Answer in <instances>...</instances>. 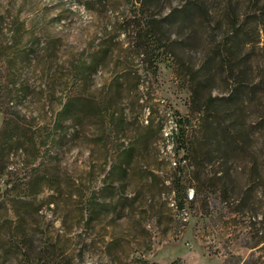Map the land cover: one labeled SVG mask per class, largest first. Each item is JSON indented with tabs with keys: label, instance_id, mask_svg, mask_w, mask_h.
Here are the masks:
<instances>
[{
	"label": "rangeland",
	"instance_id": "1",
	"mask_svg": "<svg viewBox=\"0 0 264 264\" xmlns=\"http://www.w3.org/2000/svg\"><path fill=\"white\" fill-rule=\"evenodd\" d=\"M227 3L206 0L210 14L143 55L122 30L137 24L132 0H0V264H264V69L257 48L213 42ZM111 40L114 55L75 81L83 51L89 65ZM81 85L109 112L56 121ZM178 143L204 146L189 158Z\"/></svg>",
	"mask_w": 264,
	"mask_h": 264
},
{
	"label": "trees",
	"instance_id": "2",
	"mask_svg": "<svg viewBox=\"0 0 264 264\" xmlns=\"http://www.w3.org/2000/svg\"><path fill=\"white\" fill-rule=\"evenodd\" d=\"M134 5L133 11L134 16L136 17L137 24L132 25L131 27H124L123 33L127 36L126 40V49L129 51H134L137 54H143L142 51H139L141 47H148L150 43H153L155 47L158 46V43L162 40V35L164 31L173 30L175 33V37L179 38L180 36L176 33L185 21L194 20L196 17L202 15H208L212 12L210 8L206 5V0H179L175 6L171 7L169 11L163 17H155L151 11H149L148 1H156L160 0H132ZM88 2V1H86ZM247 3L250 5L248 12L251 15V18L245 23L240 22V14L239 10V1L238 0H228L226 4V9L230 10L229 17L232 18L230 21V28L227 29L225 33V38L220 37V40H216V38H212L213 42L217 43V47L221 42L222 47L230 46L232 47H246L247 49L261 51L259 60H261L262 69H264V0H247ZM147 4V7H146ZM247 26V28L255 29V37L253 35L248 34V31L244 34H241L239 30L243 26ZM175 29V31H174ZM196 33L194 28H188L187 34L189 36ZM161 36V37H160ZM106 47H104L99 55L92 56L94 61H90L89 65L86 64V61L89 60L88 53L86 50L83 51L82 55H80L79 59L75 61V65L73 66L72 77L73 79L80 80L81 82L89 76L91 69L94 65L102 64L107 60L108 57H112L114 55V42L111 40ZM160 47L156 49L155 52L158 54ZM153 55L156 58L157 55ZM256 59V58H254ZM156 67L153 66V69ZM223 68V66H222ZM193 69V68H192ZM203 70L202 67H198V71ZM205 78L212 79L214 78V71L212 68L204 69ZM119 77L115 76L108 83L106 87H104V92L109 93L111 87L114 83L118 82ZM84 87L81 85L75 95L66 97L65 100L61 103L59 111L56 113V121H60V119L66 117L65 114L67 112L73 113L71 114L72 118L77 122H80L86 115L87 111H93L96 114L100 112H109L110 106V97H102L100 101H93L90 97H86L82 90ZM198 89V88H197ZM191 92H194V89L191 88ZM234 96V91H231L227 97L221 98L220 100H228ZM217 97H213L209 95L204 101L205 107H210L212 103L216 101ZM204 107V108H205ZM198 110L200 111L201 109ZM231 144V143H225ZM217 149L216 152H219L221 155L220 158L223 160L230 156V153L234 152V150L230 151L225 148V150L221 151V146L224 143H216ZM204 143H178L176 148V153L178 150H183L187 157H193L200 153L201 149H203ZM226 160V159H225ZM186 195V194H185ZM193 195V192H192ZM178 206L181 208L180 200H178Z\"/></svg>",
	"mask_w": 264,
	"mask_h": 264
},
{
	"label": "built area",
	"instance_id": "3",
	"mask_svg": "<svg viewBox=\"0 0 264 264\" xmlns=\"http://www.w3.org/2000/svg\"><path fill=\"white\" fill-rule=\"evenodd\" d=\"M188 197H189V198H192V191H189V193H188ZM173 202H174V201L170 198V203H169V204H170L171 206H174V203H173Z\"/></svg>",
	"mask_w": 264,
	"mask_h": 264
}]
</instances>
